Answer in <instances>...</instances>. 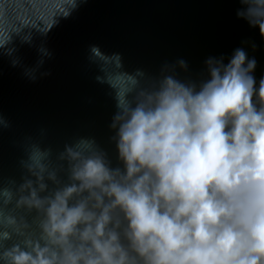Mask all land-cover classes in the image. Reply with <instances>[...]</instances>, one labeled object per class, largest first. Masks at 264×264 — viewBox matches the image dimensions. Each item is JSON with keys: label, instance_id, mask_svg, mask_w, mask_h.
Segmentation results:
<instances>
[{"label": "clouds", "instance_id": "1", "mask_svg": "<svg viewBox=\"0 0 264 264\" xmlns=\"http://www.w3.org/2000/svg\"><path fill=\"white\" fill-rule=\"evenodd\" d=\"M240 4L264 36V0ZM91 51L104 73L121 69L119 54ZM205 65L198 84L97 77L115 89L122 168L91 139L56 166L33 146L23 182L0 186V264H264V78L244 48Z\"/></svg>", "mask_w": 264, "mask_h": 264}, {"label": "water", "instance_id": "2", "mask_svg": "<svg viewBox=\"0 0 264 264\" xmlns=\"http://www.w3.org/2000/svg\"><path fill=\"white\" fill-rule=\"evenodd\" d=\"M239 8L240 0H0V117L7 123H0V186L23 182L33 146L48 150L56 166L81 138L122 168L110 127L115 89L97 79L105 73L115 86L120 71L137 70L145 85L173 73L198 84L208 58L227 62L244 48L256 60L258 86L264 36L237 17ZM93 47L119 54L121 69L106 63L104 73Z\"/></svg>", "mask_w": 264, "mask_h": 264}]
</instances>
